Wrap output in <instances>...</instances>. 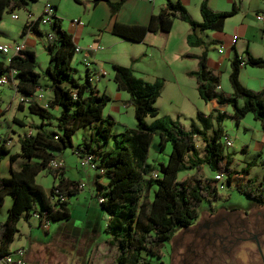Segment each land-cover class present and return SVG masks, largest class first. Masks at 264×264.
Segmentation results:
<instances>
[{"label": "trees", "instance_id": "obj_1", "mask_svg": "<svg viewBox=\"0 0 264 264\" xmlns=\"http://www.w3.org/2000/svg\"><path fill=\"white\" fill-rule=\"evenodd\" d=\"M28 1L35 0H0V18L5 10L11 13L16 8L24 7ZM99 1L107 4L112 16L125 0H92V4L95 5ZM53 7L54 15L48 25L56 34L46 40L45 50L49 62L43 71H35V55L28 48L13 53L7 63L0 61V76L9 69L15 70V87L21 96L32 95L35 88L40 86L38 77L45 76L52 91V97L47 101L46 107H60L58 115L53 117L46 107L35 101L27 103V109L39 115L42 120L38 125L30 126L33 133L23 135L19 139V151L11 152L5 147L6 139L0 138V156L6 155L10 165L17 158H22L18 167L10 166L9 176L0 175V207L4 195L9 194L11 197L6 218L0 221V254L9 252V244L17 231V221L31 215V212H44L49 223L69 218L66 198L70 194H77V181L64 179L62 168L55 170L48 167L49 160L55 157L50 149L71 147V135L77 129L99 122L89 140L77 144L72 150L77 157L82 154L91 155L95 163V194L97 202L107 214L104 231L111 237L109 242L118 250L111 264H133L131 256L136 257L139 262L137 264H141L143 254L157 252L158 247L163 242H168L177 230L190 225L197 218L202 201L219 198L214 177L200 174L203 165L213 174H223L227 186L235 174L247 175L249 166L246 165L240 170L232 169V158L223 152L220 121L224 111L214 109L205 116L197 112L195 122H191L186 129L177 119L157 116L155 101L163 86L162 78L146 81L136 76L130 66L116 63L112 64V80L117 90H124L128 94L124 103L128 101L133 108L135 127L125 128L114 139L111 149L101 148L100 138H103L104 142L107 141L112 124L110 117L101 116L109 96L89 82L87 70L84 82H78L73 77L71 59L74 43L71 34L61 28L59 18L55 15V6ZM235 12L234 5L227 11H212L208 8L206 0H201L200 20L197 21L190 17L179 0H164V7L156 14H151L145 25L114 21L109 31L120 38L140 42L147 32L168 31L174 17L187 23L190 30L186 36L187 44L201 48L198 55L184 54L186 57L197 59L196 69L187 74L194 78L198 96L204 102L214 100L218 106L229 105L236 122L246 113H251L264 131V90H251L239 81L241 65L263 68L264 57L253 56L245 48L241 55L235 54L230 58L227 80L231 93L226 95L216 89L219 78L206 65L209 43L195 33L196 30L221 31L224 20ZM38 24V19L30 25L24 22L22 31L28 29L42 34L37 28ZM146 117L152 120L147 122ZM212 118L215 120V126L211 122ZM50 119L55 120L53 128H43L50 125L47 122ZM44 120L46 121L43 122ZM94 134L96 143L93 145ZM153 135L158 138L159 150L163 149L166 143L170 145L166 161L156 165L146 161ZM196 138L203 143L202 155H199L195 145ZM258 155L260 156L259 153ZM260 164L263 167L260 179L248 177L237 189L247 198L262 205L264 165L262 161ZM41 169L58 179V183L50 187L48 195H45L34 179ZM188 170H193V174L183 179L177 178L179 172ZM152 172H155L156 176H152ZM99 178H104L105 182H99ZM54 186L60 188L65 200L50 199Z\"/></svg>", "mask_w": 264, "mask_h": 264}, {"label": "rangeland", "instance_id": "obj_2", "mask_svg": "<svg viewBox=\"0 0 264 264\" xmlns=\"http://www.w3.org/2000/svg\"><path fill=\"white\" fill-rule=\"evenodd\" d=\"M187 1V7L184 5L187 12L191 17V14H194L195 17L199 19L200 16L197 10L198 0ZM224 1L225 0H222L221 3ZM46 2L55 6V15L59 18L61 28L64 30L66 29V32H68V26L74 19H79L82 22L81 27H83L85 33L83 35L84 41H80L79 46H82V44L90 38L92 39L101 36V40L99 41L101 48L97 50L94 55L98 60V62H96L98 65H95V61L90 59L92 63L89 65L88 73L89 75H92L95 66H98V69L104 70L105 75L95 81L96 83L93 81L91 84L99 91L106 90L114 93L116 90L115 84L112 80L113 63H111L110 60H115L117 64L125 65L128 63L131 56L140 51L143 46L137 42L120 39L110 34L108 30L112 25L113 21L111 22V17L113 15L110 16V13L108 14L110 11L104 1H99L95 5L92 4V0L28 1L24 7L16 8L11 11L17 14V19H12L10 17V12L5 10L0 18V44L14 45L20 42L22 39L20 30L22 23L26 19L27 12L31 14V19H34L40 13L42 6ZM162 2L164 3V0H162ZM245 2L248 5V10L244 12V19L247 23L246 38L250 40L251 49L254 52L260 53V50H263L264 52V47L258 45L260 44L259 35L262 20L255 18L253 11L254 9L263 8L264 0H245ZM224 7L227 10L230 9V5L225 4ZM257 14L261 13L259 12ZM174 19V30L170 33L167 40L168 42L164 47L165 58L168 59H171L173 53H178L182 49V45L179 43L181 41L177 37V32L180 30L179 25L188 27L187 23L181 21L179 18L175 17ZM241 20L242 14L226 19L223 33L225 35H230ZM38 25L41 29L42 34L40 39L42 41L46 42L44 34L49 30H51L49 32L51 36H55L56 33L48 24ZM206 33L208 34L207 36L205 34L203 35L205 39L211 36L209 32ZM91 39L89 41H91ZM244 46L245 44L243 40L240 39L235 46L237 53L241 54L244 50ZM215 47L213 48L211 46L207 51L208 65L218 72L221 86V89L219 88L218 91L228 93L230 92V86L227 80L229 66L224 55L218 54ZM190 49L193 50L194 48ZM32 50L35 52V71L42 72L49 62L48 53L39 42L36 43V46ZM224 50L223 47L222 51ZM155 51L157 52L158 50ZM7 55H10V53L3 54L0 52V61H4ZM177 64H179L178 61L175 63L171 62L172 68L176 71H178ZM188 64H190V61L186 62L187 66H189ZM71 67L73 68V77L78 82H84L86 69L80 61L79 54H73ZM262 71L261 68L245 66L239 71V81L247 88L258 91L264 86V73ZM48 82L49 81L45 76L40 75L38 77V83L41 86L40 91L46 95L49 94V90L47 89ZM187 85H189V83ZM10 91L13 90L9 84L0 85V105L2 110L5 109L6 97ZM120 91H122L121 93L124 95V98H128L127 92L124 90ZM108 96L109 100L105 104L101 116L108 118L109 115H112L114 120L110 117L112 124L110 125V136L107 141L104 142L103 138H99L101 144L107 146V149H111L113 147L114 139L118 137L125 128L135 127V119L133 117V108L128 101L126 103H124V101L116 103L112 102V99H110L112 94H108ZM163 99L165 102L166 99L164 96H162V100ZM121 103L124 105L122 106ZM201 105L206 113L209 112V103L201 101ZM14 107L13 109H15ZM48 111L52 114L56 113L54 107H49ZM217 111H224V116L220 121L222 129L220 142L222 143L223 152L232 158V163L230 165L231 168L234 170H240L247 165L249 166V172L244 176L235 174L228 186L224 185L223 188L217 189L218 194L220 195L219 198L201 202L199 207V212L201 213L200 223H203L208 214L225 217V219L229 221H239L244 217H248L244 226L250 231H259L256 224H259L261 218L264 217V204L259 205L247 198L239 192L237 186H241L248 177H256L257 179H260L261 177L263 167L261 166L260 161L263 160L264 165L263 131L260 128L259 122L253 119L251 113H246L236 122L232 116V110L229 105H224V109H218ZM11 112L12 110L0 113V138H7V136L13 137V142L10 144V151L17 152L19 151V144L16 141L17 135L30 127V123L38 125L42 118L37 114L31 113L27 107H25L22 112L16 111V116L23 121V125H21L12 120ZM213 113H215V111ZM151 120L152 118L146 117L147 122H150ZM177 120L185 128L189 127L190 117H188L187 114L179 116ZM211 122L215 126L214 118L211 119ZM90 129L91 126H84L77 129L71 135V147L67 146L61 149H50L53 154H60L63 158L65 169L64 176L73 181L81 180L83 183V186L80 188V191L78 190L79 192L77 195H68L69 218L55 223H48L46 226V234L43 233L41 227L37 224L36 218L32 216L29 223L25 222L23 219L19 220L17 223L16 227L20 235L16 238L17 231L15 232L11 246H21L27 254H32V260L30 261L32 264H109L112 258L117 254L118 250L116 246L109 242L111 237L104 231L107 214L97 202V196L93 184V178L96 171L88 164L80 165L72 150L74 146L81 144L84 139H89ZM92 131H94V128ZM95 137L94 134V139L92 141L93 145L96 143ZM225 140H229L231 145L226 146L224 144ZM243 144H246V149L244 151L241 150ZM195 145L198 149L199 155H202L203 143L199 138H196ZM156 147L157 151L154 150ZM169 150L170 145L168 143L164 145L163 149L159 150L158 138L153 135L147 152L146 161L153 165H156L157 162L164 163L167 159ZM258 152L260 156L258 155ZM21 161L22 158H17L15 166L18 167ZM193 172V170L179 172L177 177L178 179H183L184 177L193 174ZM0 174L3 176L8 175L6 160L0 162ZM200 174L207 177H212L214 175L205 165L202 166ZM35 182L39 184L43 190H47L52 185H56L58 179H54L45 169H41L35 175ZM216 184L218 185V183H215V185ZM10 204V195H4L3 203L0 207V221H3L6 218L7 208ZM38 208L39 204L37 203L36 209ZM256 240L263 251L261 236H257ZM252 242L254 241H240L239 247L241 246L240 249L242 247L247 248L251 253L250 259L258 260L259 256L256 251L254 252L255 248L252 245ZM169 247L168 242H163V244L157 249L161 254V258L165 261L167 259ZM11 251H13V249ZM141 257L149 258L145 254ZM155 262V258L150 261L151 264Z\"/></svg>", "mask_w": 264, "mask_h": 264}, {"label": "crops", "instance_id": "obj_3", "mask_svg": "<svg viewBox=\"0 0 264 264\" xmlns=\"http://www.w3.org/2000/svg\"><path fill=\"white\" fill-rule=\"evenodd\" d=\"M111 1H117V0H111ZM221 1L222 0H206V4H207L209 9H211L212 11H215V12L227 11V9L224 7L225 4L230 5V9L234 5L236 7V12H235V14H233L230 17H234V16H238L239 14H242V20L240 21V23L236 26V28L234 29V31L230 35H225L223 33L225 21H226V19H228L230 17H227L224 20L223 27H222L221 31L205 30L203 32H198L196 30L195 31L196 35L201 36L206 42L209 43L207 46V51H208L209 47H211V46L214 48L217 45L215 47L216 51H217L218 47H222V48L224 47V49H225L224 51H221V52L217 51V53L224 55V58L227 60V63L229 66V59L230 58H232L235 54L236 55L242 54V53L241 54L237 53V51L235 49L237 42L240 39H242L244 44H245L244 49L247 48L248 51L253 56L264 57L263 50H260L261 51L260 53L254 52L251 49L250 40L248 38H246L247 37V23H246V20L244 19L245 18L244 12L246 10H248V5L245 2V0H225L223 3H221ZM180 2L183 6L185 5L187 7V5H186V3H188L187 0H181ZM200 2H201V0H198V8H197L198 14H199ZM163 7H164V3L162 2V0H125L120 5V7L116 11V13L111 17V22L116 21V22L123 23V24L145 25L148 21L149 16L151 14H156ZM253 11H254L255 18H256L257 13H259V12L262 15H264V6H263V8L254 9ZM108 14H109V12H108ZM191 15H192V17L191 16L190 17L192 19L197 20V21L200 20V18L197 19L194 14H191ZM174 18L172 19L171 27L168 31H166V32L158 31L157 33L147 32L143 36L142 40L140 42H137L141 46H143L142 49L140 51L136 52L134 55H132L131 58L129 59L128 63L125 64V66H130L135 75H137L138 77H141L142 79H144L146 81L151 82V81L155 80L156 78H162L163 79L162 89L160 91L159 96L157 97V99L155 101V106H156L157 112H158L157 116H169L172 119H174V118L178 119L179 116H183V115L187 114L188 117H190V123H191V122H195V114L197 112H200L205 116L206 114L212 112L214 109H216V110L224 109V105L218 106L214 100H210L207 102L210 104L209 112L206 113L205 110H203V106L201 105V101H203V100L197 94V91L195 88V85H196L195 80L192 76H189L187 74V72L196 69L197 59L194 57H186V56H184V54L188 53V54L198 55L201 52L200 47L189 46L187 44L186 36L190 32L189 27H186L184 25H179L180 30H178V32H177L178 33L177 37L181 41L179 43L182 45V49L178 53H173L171 55V59L165 58L164 47L166 46V44L168 42L167 40L170 36V33L174 30V26H175V19ZM24 22L22 23V26H23ZM263 24H264V20H262V24L260 26V28H261L260 35H259V43L260 44H258V45L264 47V31H262ZM22 26H21V30H20V34L22 35V39L17 44L22 45V48H28V49L32 50L36 46V43L39 42L41 44V46L43 48H45L46 42L42 41L40 39L41 34H37L35 32L28 30V29L23 32ZM37 28L41 32L39 25ZM67 30H68L69 34H71L72 41L75 45H79L80 41L81 42L84 41L83 35L85 32H84L83 27H81L77 24L71 23L68 26ZM109 30H110V28H109ZM65 31H66V29H65ZM206 32H209L211 34V36L209 38L205 39L203 37V35L205 34L207 36L208 34ZM233 35L236 36V40L234 43H231V37ZM44 36H45V34H44ZM112 36L120 38L119 36H116L114 34H112ZM90 39L86 40L84 42V44H82V46L86 45L88 43H93V42L99 43V41L101 40V36L94 37L91 39V41H89ZM120 39H123V38H120ZM131 42H133V41H131ZM8 45H12V44H8ZM190 48H194V49L191 50ZM155 50H158V51L156 52ZM32 51L34 52V50H32ZM207 51H206V53H207ZM95 52L92 53L89 58L92 59L93 61H95V65H98V63H96V62H98V60L96 59V57H94ZM34 55H35V52H34ZM6 59H7V56H6L5 60L3 61L4 63H6ZM110 61L113 64L116 63L115 60H110ZM176 61H178V63H179V64H177L178 65V71L174 70L171 66V62L175 63ZM187 61H190V64H188L189 66L186 65ZM206 65L211 70V72L213 74L217 75L219 78L218 72L214 68H212L211 66L208 65V53L206 54ZM243 67H245V66L241 65L240 69ZM255 68H260V67H255ZM95 69L97 70L98 66H95ZM261 70H263L262 72L264 73V67L261 68ZM228 71H229V69H228ZM100 77H102V76H100ZM100 77H99V79H100ZM15 83H16V80L14 79V75L12 76L9 74L8 75V82L6 84H9L13 91H10V93L6 97V105H5L4 110L1 109V105H0V113L3 111L5 113L7 111L12 110V112H11L12 120L15 121L16 123H22L23 124V121L16 116V111L22 112L23 109L25 107H27V102L20 100V98L23 96H21L16 91ZM94 83H96V82H94ZM188 83H189V85H187ZM40 88H41V86L36 87L35 91L33 92L32 95L25 96L23 98L28 99L30 101H35L39 105L44 106V104H46L47 101L52 97V91L50 90L49 82L47 85V89L49 90V94L46 95L45 93L40 91ZM219 88L221 89L220 80H219V84H218L216 89L218 90ZM115 90L116 91L114 93H111V92L106 91V90H103L100 92H103L105 94L107 93L106 95L112 94V96H110V99H112V102L118 103V102L125 101L127 99V98H124V95L121 93L122 91L117 90L116 87H115ZM260 90H264V86H262L260 88ZM230 93H231V89H230V92L224 93V94L229 95ZM37 95H39V97H37ZM162 96H164V98L166 99L165 102H164V99L162 100ZM14 98L16 99V101ZM121 105L123 106L124 104L121 103ZM13 107L15 109H13ZM54 108H55L56 113L55 114L51 113V115L53 117H56L60 111V107L54 106ZM109 117H111L114 120V117L112 115H109ZM43 122H45V121H43ZM47 122H49L50 125L43 127V128L52 129L54 124H55V120L50 119ZM98 123L99 122L92 123L91 129L93 130V128ZM30 125H33V123H30ZM91 129L89 131V137H90L91 133L93 132ZM29 133H33V130L30 127H28L21 134H18L16 137L17 143L23 135H26ZM262 135H263V139H264V131H263ZM5 139H6L5 147L10 149V144L13 142V137L7 136V138H5ZM88 140L89 139H84V142H87ZM100 147L107 149V146H105L103 144H101ZM245 149H246V144H243L241 147V150H245ZM154 150L157 151V147ZM55 157L59 158L62 161V171H63L62 176H63V178L67 179L69 181H73L70 178L64 176L65 169H64L63 158L60 156V154L55 155ZM3 160H6L7 168H8V175L7 176H9L10 166L12 168H16V166H15L16 160L11 165H10L9 159L6 155L0 156V162ZM262 162H263V160H262ZM157 163H159V162H157ZM0 175L3 176L2 174H0ZM4 177H6V176H4ZM34 179H35V177H34ZM75 181L82 183L81 180H75ZM98 181L101 183L105 182V180L103 181V178H99ZM42 190H43V188H42ZM49 190H50V188L47 190H43L45 195L49 194ZM80 190L81 189H79V191ZM78 192H77V194H78ZM77 194H75V195H77ZM66 199H67L68 204H69V198L67 197ZM68 204H67V209H68ZM68 212H69V210H68ZM21 219H23L25 222L29 223V221L31 220V215H26L25 217L20 218L19 220H21ZM19 220L17 221V223L19 222ZM17 223H16V226H17ZM37 224H38V221H37ZM39 226L41 227V225H39ZM41 229H42L43 233L46 234V228L41 227ZM19 235H20V233L17 231L16 238L19 237ZM12 242H13V239H12L11 243ZM11 243L9 244V251H11L12 249H15L16 247H21V246H11ZM24 257H25L26 261L28 262V264H32L30 262L32 260V254H29V253L27 254L26 252H24Z\"/></svg>", "mask_w": 264, "mask_h": 264}, {"label": "flooded vegetation", "instance_id": "obj_4", "mask_svg": "<svg viewBox=\"0 0 264 264\" xmlns=\"http://www.w3.org/2000/svg\"><path fill=\"white\" fill-rule=\"evenodd\" d=\"M200 220L201 213L190 225L172 235L168 240L170 247L166 261L157 251L146 254L149 258H142L141 264H151L150 261L154 258L156 262L152 264H264V217L256 224L259 231L255 232L244 226L248 217L239 221H229L225 217L208 214L203 223H200ZM257 236L262 238L263 251L256 240ZM243 240L254 241L252 245L255 248L254 252L258 253V260L250 259L251 253L247 248L240 249L239 243ZM116 256L117 254L113 258ZM130 259L133 264L139 263L134 256Z\"/></svg>", "mask_w": 264, "mask_h": 264}, {"label": "built area", "instance_id": "obj_5", "mask_svg": "<svg viewBox=\"0 0 264 264\" xmlns=\"http://www.w3.org/2000/svg\"><path fill=\"white\" fill-rule=\"evenodd\" d=\"M54 15V7L52 4H50L49 2H46L42 8L40 13L34 18L31 19V14L29 12H27L26 14V19H25V23L29 24L32 23L35 19H38L39 24H49L51 22V19ZM10 17L12 19H17L18 16L16 13L11 12L10 13ZM256 18L258 20H264V15L262 14H257ZM72 23L77 24L79 26L82 25V22L79 19H74L72 21ZM45 38L46 40H50L52 38L51 34L49 32H47L45 34ZM236 40V36L233 35L231 37V43H234ZM101 47L99 45V43L93 42V43H88L86 45L83 46H79V45H75L73 46V53H77L80 55V61L83 63V65L85 66V69L87 70V77L89 82H95L99 79L100 76L105 75L104 70L102 69H95L92 72V75H89L88 73V69H89V65L92 63L90 61V55L92 53H94L95 51L99 50ZM22 49V45L20 44H14V45H1L0 44V52L3 54H8L10 53V55H7V59H6V63L9 60V57L15 53L16 51ZM218 52L222 51L221 47H218L217 49ZM15 70L14 69H9L6 73H4L3 75L0 76V85L6 84L8 82V75H14ZM217 88V87H216ZM25 97V96H23ZM23 97L20 98V100H23L25 102H30V100L28 99H24ZM37 97H39V95H37ZM47 104H44V107H46ZM224 144L226 146H230L231 142L229 140H225ZM77 154H75L76 156ZM77 157V156H76ZM79 164L80 165H86L88 164L91 168H95V163L92 161L91 159V155L88 154H82L80 157H77ZM48 167L51 169H55V170H60L62 168V161L57 158V157H53L49 160L48 162ZM99 172H101V170H98ZM152 176H156L155 172H152ZM214 179L216 180V183H218V185L216 184V188L220 189L223 188V186L225 185L224 183V175L223 174H214L213 175ZM83 183L81 182H76L75 187L77 189L82 188ZM51 200H58V201H62L65 200V196H63L60 188L58 186H54L52 188V194L50 196ZM99 201L101 200V198L98 199ZM31 216L36 218L37 221L39 222V225H41L42 228H46L47 224L49 223L46 220V216L45 213L42 212L41 214H38L37 211H33L31 212ZM24 249L22 247H16L15 249H13V251H9L8 253L5 254H0V264H28V262L26 261L25 257H24Z\"/></svg>", "mask_w": 264, "mask_h": 264}, {"label": "water", "instance_id": "obj_6", "mask_svg": "<svg viewBox=\"0 0 264 264\" xmlns=\"http://www.w3.org/2000/svg\"><path fill=\"white\" fill-rule=\"evenodd\" d=\"M260 254H261V252H260Z\"/></svg>", "mask_w": 264, "mask_h": 264}]
</instances>
